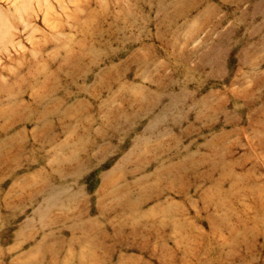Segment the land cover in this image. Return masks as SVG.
Segmentation results:
<instances>
[{
    "label": "rangeland",
    "instance_id": "obj_1",
    "mask_svg": "<svg viewBox=\"0 0 264 264\" xmlns=\"http://www.w3.org/2000/svg\"><path fill=\"white\" fill-rule=\"evenodd\" d=\"M260 200L264 0H0V264H264Z\"/></svg>",
    "mask_w": 264,
    "mask_h": 264
},
{
    "label": "bare ground",
    "instance_id": "obj_2",
    "mask_svg": "<svg viewBox=\"0 0 264 264\" xmlns=\"http://www.w3.org/2000/svg\"><path fill=\"white\" fill-rule=\"evenodd\" d=\"M164 3H165V2H164ZM138 22H140V21H138ZM133 27H134V26H133ZM124 42H125V41H124ZM108 51H109V50H108ZM109 57H110V56H109ZM203 78H204V77H203ZM84 83H85V82H84ZM80 85H81V83H80ZM68 90H69V88H68ZM72 91H73V90H72ZM74 91H75V90H74ZM59 92H60V91H59ZM74 94H75V93H74ZM69 103H70V102H69ZM10 132H11V131H10ZM41 161H42V160H41ZM180 165H181V164H180ZM180 165L177 166L176 169H175V170H178V171H177V174H180V170H181ZM179 168H180V170H179ZM170 170H174V169L171 168ZM233 180H234V179H233ZM230 183H231V188L235 191L234 198L236 199V198H238V196H240V193L237 194V192H236V190H235V188H238V187H237V185H236V183H235L234 181H233V182H230ZM49 189H50V187L48 188L47 191H48V193H49V195H50V190H49ZM219 189H220V188H219ZM54 190H55V188H54ZM237 190H238V189H237ZM64 191H65V190H59V189L57 188V192H58V193H61V194H59V195H61V196L65 193ZM51 192H53V191L51 190ZM259 196H260V197H259L260 199L263 198V195H262V194H259ZM256 197H257V196H256ZM260 202H261V200H260L259 202H257V203L255 202L254 205H256V207H257V209H258L259 211H264V206H263V204L260 203ZM134 220H135V219H134ZM139 220H140V219H139ZM136 221H137V219H136ZM136 221H133L132 223L135 224ZM137 225L144 226V223H142V221L140 220L139 223H138ZM137 225L135 226L134 229H138V226H137ZM215 229H216V228H215ZM213 251H214V250H213Z\"/></svg>",
    "mask_w": 264,
    "mask_h": 264
}]
</instances>
